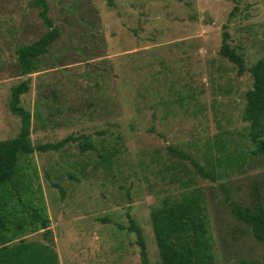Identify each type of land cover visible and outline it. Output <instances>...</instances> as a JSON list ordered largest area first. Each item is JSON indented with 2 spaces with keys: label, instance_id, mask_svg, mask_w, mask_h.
Wrapping results in <instances>:
<instances>
[{
  "label": "rangeland",
  "instance_id": "obj_1",
  "mask_svg": "<svg viewBox=\"0 0 264 264\" xmlns=\"http://www.w3.org/2000/svg\"><path fill=\"white\" fill-rule=\"evenodd\" d=\"M47 3L61 35L37 72L23 76L17 50L51 29L32 0H0V142L21 130L10 103L24 81L30 89L20 106L32 116V145L75 140L19 156L13 183L0 188L6 244L23 241L57 264H142L133 220L150 262L160 263L153 210L197 196L215 264H264V243L221 189L233 204L264 206V156L252 154L243 119L249 70L264 57V0ZM224 33L245 61L243 74L221 54ZM33 208L50 220L47 235L31 220Z\"/></svg>",
  "mask_w": 264,
  "mask_h": 264
},
{
  "label": "trees",
  "instance_id": "obj_2",
  "mask_svg": "<svg viewBox=\"0 0 264 264\" xmlns=\"http://www.w3.org/2000/svg\"><path fill=\"white\" fill-rule=\"evenodd\" d=\"M32 1L36 7L40 8V17L51 30L33 44L22 46L17 50L21 75L23 76L37 72V63L40 57L47 53L61 35L59 28L53 26L48 15L47 0ZM223 37L224 44L221 48V54L239 69L240 74H243L246 71L244 59L231 48L228 43V33H224ZM249 71L254 79V85L246 93L243 119L250 124L248 137L254 146L252 154L264 156V57L258 60ZM29 89L28 81L12 88L10 109L13 114L21 118V130L15 138L0 142V188L13 183L18 172L20 155H29L36 151H59L70 141L75 140L70 136L56 144H45L37 147L32 145L30 140L32 116L30 112L20 106L21 96L28 93ZM84 145L88 144L84 143ZM168 150L180 158L191 160L189 156L175 148L169 147ZM193 165L201 177L212 182L216 181L212 171L207 172L196 162H193ZM221 189L235 217L245 222L251 228L256 239L264 243V206L261 203L254 207H242L233 204L229 200L228 188L221 185ZM7 205V198L0 196V207L5 208ZM33 209L30 213L31 220L39 223L43 230H47L50 220L42 215V210ZM204 210L205 208L197 196L184 197L182 200H164L159 208L153 210L152 225L160 252V263L150 262L143 231L131 219L129 230L137 235L142 264H215L214 241ZM7 223L10 222L0 208V231L8 230ZM20 228L22 227L19 226ZM48 231L45 232V235L48 234ZM7 239L5 234L0 235V264L58 263L55 256L49 257L23 241L13 245V247L8 246L6 244Z\"/></svg>",
  "mask_w": 264,
  "mask_h": 264
}]
</instances>
